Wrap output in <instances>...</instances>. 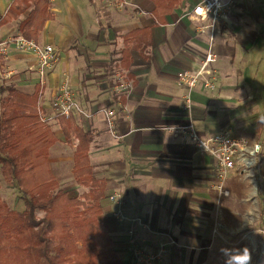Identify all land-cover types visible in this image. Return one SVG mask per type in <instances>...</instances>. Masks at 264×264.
<instances>
[{"label": "crops", "instance_id": "1", "mask_svg": "<svg viewBox=\"0 0 264 264\" xmlns=\"http://www.w3.org/2000/svg\"><path fill=\"white\" fill-rule=\"evenodd\" d=\"M13 1L0 0V42L17 34L18 22L28 12L6 19ZM200 1L181 0L183 8H174L163 23L156 24L152 0H127L123 11L114 0L111 4L49 0L52 17L44 22L36 41L51 44L57 60L46 74L40 103L50 109L48 97L52 99L56 87L66 79L78 103L92 112L88 119L78 115L76 119L92 133L88 156L94 175L105 180L106 193L123 197L125 220L113 221L119 238L124 223L131 226L136 217L139 222L134 232L147 245L152 242L147 230L156 241L166 230L181 235L184 250L192 246L185 237L201 241L208 234L210 224L202 219V210L218 199L213 188L215 159L188 139L164 129L186 122L187 117L202 135L228 130L260 143L255 179L232 170L225 180L228 195L219 200H240L242 215L247 218L250 213L256 222H262L258 211L264 196V1L237 2L221 14L213 28L209 18L189 17ZM139 27L148 29L150 44L142 53V49H129V64L122 66L121 35ZM208 50L216 58L211 65L216 87L211 90L198 83L191 91L193 102L187 113L180 108L186 89L172 83L170 74L196 71ZM124 76L132 81V89L114 94L110 84ZM37 82V61L32 54L12 47L5 56L0 54V87L12 84L31 93ZM103 108L115 110V136L104 124ZM59 133L56 137L61 146L53 148L54 143L50 147L53 156L48 155V162L62 185L55 172L66 179L73 146L64 142L60 129ZM67 183L62 185L67 190L78 189L74 181ZM112 206L104 199L103 219Z\"/></svg>", "mask_w": 264, "mask_h": 264}, {"label": "trees", "instance_id": "2", "mask_svg": "<svg viewBox=\"0 0 264 264\" xmlns=\"http://www.w3.org/2000/svg\"><path fill=\"white\" fill-rule=\"evenodd\" d=\"M180 1L152 0L155 23H163ZM26 9L17 33L37 40L44 22L52 17L49 0H14L6 19L19 18ZM121 39L119 64L126 67L129 49L142 53L150 44L146 28L132 29ZM0 91V174L16 186L22 204L17 211L0 196V264H5L7 254L19 255L25 264H133L130 257H120L102 220L108 193L105 180L94 175L89 161L91 131L84 130L74 115L55 116L64 142L73 146L74 184L84 188L72 194L49 167V149L57 137L43 117V87L37 82L31 93H24L8 84Z\"/></svg>", "mask_w": 264, "mask_h": 264}, {"label": "built area", "instance_id": "3", "mask_svg": "<svg viewBox=\"0 0 264 264\" xmlns=\"http://www.w3.org/2000/svg\"><path fill=\"white\" fill-rule=\"evenodd\" d=\"M248 1L262 2L264 0H202L192 7L189 17L201 20L209 18L211 21L210 27L213 28L224 11L229 10L237 2ZM104 3L111 4L112 0H104ZM114 3L123 11L127 0H114ZM9 47L19 52H28L35 57L38 82L44 88L46 74L57 60L54 47L48 43H39L36 40L28 39L19 33L8 40L0 42V54L5 56ZM215 59V55L208 50L203 55L200 66L196 71L184 69L176 73L177 84L186 89L180 104V108L183 111L190 112L193 102L191 91L198 83H202L208 89H215V76L211 66ZM110 89L114 94H127L132 89V81L125 76L119 77L111 84ZM50 109L54 116L78 115L81 118L88 119L92 115V112L85 110L75 99L67 80L60 82L56 87L50 103ZM102 113L107 130L115 136V110L113 108H103ZM43 117L45 118L44 115ZM164 129L174 137L188 139L198 150L209 154L215 159L216 172L213 188L216 190L218 201L221 196L228 195V190L225 188V180L232 170L236 169L240 176L255 179L254 175L258 168V157L261 147L259 142L250 141L243 136H234L228 130L202 135L196 130L190 117H187V121L184 123L166 126ZM107 201L114 205V209L110 213L111 216L119 221L125 220L122 212L123 197L119 193H111L108 194ZM260 204L258 217L264 221V196L260 198ZM129 227L130 231H132L131 226ZM258 231L264 237V227L258 228ZM162 250L159 249L155 253L146 254L143 246H134L133 264H155V261L160 260L159 256Z\"/></svg>", "mask_w": 264, "mask_h": 264}, {"label": "rangeland", "instance_id": "4", "mask_svg": "<svg viewBox=\"0 0 264 264\" xmlns=\"http://www.w3.org/2000/svg\"><path fill=\"white\" fill-rule=\"evenodd\" d=\"M179 7L177 6L178 9L183 8L184 4L179 3ZM170 77L172 79V83L177 85L176 73L170 74ZM64 80L66 79H62V81ZM47 101L49 104L52 102V99H49L48 97ZM43 114L54 133L59 135L60 133L58 123L56 122L55 116L52 113L51 109L44 108ZM60 146L61 143H59L57 140L53 148H58ZM53 148L49 150L50 158H52L53 156ZM67 150L69 152L70 148L67 147ZM71 164V161L66 163V179H60L57 172H55L62 185H67V182H73L72 174L69 169V166ZM262 182L264 183V178ZM77 188L78 189H70L72 191V194H79L84 190V188L81 186H78ZM0 196L5 199L10 208L17 211L21 210L22 204L19 200L16 186L13 183H6L3 180L1 174ZM110 205L112 206L113 204L110 203ZM229 208L234 209L235 212H231ZM242 208L244 207L243 205H241L240 200H216L215 204L211 208L208 209L207 207H205V211L202 210V214L204 215L202 219L205 222H209L210 228L208 234L206 233V235L202 237V239H200L201 241L195 238V236L185 237V239L190 240V244L192 246L188 248H191L192 250H184V248L180 245L181 238L183 237L181 235L178 236V234L176 235V233L170 230L164 231L160 241H156L153 238L152 234H150L151 232H149V230L145 228V230H147L146 236L150 240H152V242L147 245V241H140V239H138L139 236H136V232H134L136 224L139 222L137 217L134 218L135 221L133 219L130 222L132 224L131 229L133 233L132 231H130L129 223L125 222L122 231L123 234L120 238L117 237L116 233L113 231V221L118 219H114L111 216V211L109 212V209L107 210V216L104 219L102 218V220L104 224L108 226L113 244L123 260H126L128 257H130L131 261L133 262V247L143 246L146 254L155 253L159 249H163L159 256L160 260L155 261V264H225V257L220 252V249L222 247L242 248L244 246H247L252 253V264H264V237L258 231V228L262 226L264 227V221L256 222L255 215L252 216L250 213L248 217L245 218V216L242 215ZM36 215L38 218H40L42 216V212L38 211ZM141 229L143 228L141 227ZM189 232L193 233V231ZM134 236L135 240H133ZM140 236L143 237L141 235V231ZM4 261L5 264H25L20 263L19 255L17 254H7L6 258L4 256Z\"/></svg>", "mask_w": 264, "mask_h": 264}, {"label": "clouds", "instance_id": "5", "mask_svg": "<svg viewBox=\"0 0 264 264\" xmlns=\"http://www.w3.org/2000/svg\"><path fill=\"white\" fill-rule=\"evenodd\" d=\"M220 252L225 257V264H252V253L247 246L242 248L222 247Z\"/></svg>", "mask_w": 264, "mask_h": 264}]
</instances>
